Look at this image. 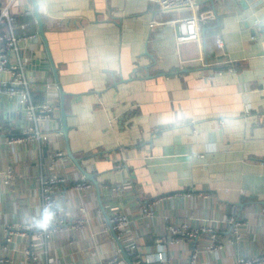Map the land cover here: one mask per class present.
<instances>
[{
    "label": "crops",
    "instance_id": "1",
    "mask_svg": "<svg viewBox=\"0 0 264 264\" xmlns=\"http://www.w3.org/2000/svg\"><path fill=\"white\" fill-rule=\"evenodd\" d=\"M240 1L198 0L201 40L177 45L173 21L186 8L36 0L45 43L32 0H0L9 12L0 36L30 37L17 56L33 102L55 95L53 129L8 143L26 120L0 94V258L26 264L34 245L39 260L31 264H125L94 185L66 155L59 85L70 150L98 181L109 220L125 217V238L111 222L133 264H188L192 253L195 264H264V0ZM52 172L68 178L56 192L61 222L30 229ZM5 229L14 231L9 241Z\"/></svg>",
    "mask_w": 264,
    "mask_h": 264
},
{
    "label": "built area",
    "instance_id": "2",
    "mask_svg": "<svg viewBox=\"0 0 264 264\" xmlns=\"http://www.w3.org/2000/svg\"><path fill=\"white\" fill-rule=\"evenodd\" d=\"M156 1L160 9H172V8H186L190 13L176 21H173L175 25V43L181 44L185 42H200V31L201 28L197 21L196 16V3L198 0H154ZM8 18V5L0 4V19ZM154 20L148 22V26L152 27ZM30 37H18L12 33L3 34L0 36V73L8 74L7 79H2L0 81V94H5L7 97L13 99L17 106L20 108L21 112L24 115L26 120V126L23 129L22 133L17 136H9L7 139H4L8 143L12 142H21L26 140H34L40 137L42 132L49 131L54 127V94L48 93L47 97L39 102H33L30 94L31 80L24 74V66L22 61L17 56L19 42L22 39H27ZM216 44L218 47H222V40L217 38ZM203 64H206L203 62ZM54 156L57 158H64L63 152L57 151ZM10 172H5L3 174L2 180L4 184H8L11 181ZM68 182V178L58 172H52L51 175L43 182L42 184V201L44 207L48 205H53L54 208L58 209L54 224H60L61 219L57 218L60 215L62 209L56 204V192L60 184H65ZM76 186H87L85 181H80L75 183ZM149 205L143 204L142 210L147 213ZM115 223V227L119 231V236L125 238L126 236L123 233V227L125 224V217L115 216L111 219ZM230 225L235 224L233 217H229L226 220ZM30 229H39L34 227V224L28 226ZM181 229V230H180ZM171 228L173 233H185L192 235V232H186V228ZM202 231L210 230V226H202L199 228ZM182 230L184 232H182ZM6 237L5 239L9 241L11 239L14 231L12 229H5ZM127 247L130 251H134V246L131 242L127 243ZM37 247L31 245L25 250V256L28 262L26 264H31L37 262L38 259ZM161 256V255H159ZM194 253L190 254L188 264H195ZM159 260H162L160 258ZM113 261L110 260L107 263L101 264H111ZM256 259H240L238 264H256ZM0 264H9V259L5 257L0 258Z\"/></svg>",
    "mask_w": 264,
    "mask_h": 264
},
{
    "label": "water",
    "instance_id": "3",
    "mask_svg": "<svg viewBox=\"0 0 264 264\" xmlns=\"http://www.w3.org/2000/svg\"><path fill=\"white\" fill-rule=\"evenodd\" d=\"M32 2H33V6H34L33 15H34V17L36 19V23H37V32L40 35V37L42 38V40L46 43V39L44 37V33H43V29H42V20L38 14L37 2H36V0H32ZM240 2L244 3V0H241ZM49 63H50V66L52 67V70L54 71L55 80H56V82H58L57 75H56V69L54 68L51 61H49ZM58 88H59V93H60V106H61V115H60L61 128H60V132L63 135V138L65 140L66 155L71 160V162L74 164V166L81 172L83 179L90 181L94 185L95 190H96L97 201H98L99 206L105 215L108 226L111 229L112 236L115 239V241L119 247L121 259L125 262V264H133V262L130 259L129 254L126 252V250L122 246V243L118 239L117 234L113 228L112 222L109 220V217H108L107 213L105 212L104 206H103L101 199H100V191H99L98 181L95 179L94 174L87 172L83 168V166L80 163V158L75 157L70 150V147L68 144V135H67V129L68 128H67V124H66V112L64 111V108H63L64 92L61 90L59 85H58Z\"/></svg>",
    "mask_w": 264,
    "mask_h": 264
},
{
    "label": "clouds",
    "instance_id": "4",
    "mask_svg": "<svg viewBox=\"0 0 264 264\" xmlns=\"http://www.w3.org/2000/svg\"><path fill=\"white\" fill-rule=\"evenodd\" d=\"M56 208L53 207V205H48L44 208L43 214L41 219L37 220L34 224V227L39 228L43 231H47L53 224L56 214H57ZM162 256L156 257V259H160ZM152 257H149V261H151Z\"/></svg>",
    "mask_w": 264,
    "mask_h": 264
},
{
    "label": "trees",
    "instance_id": "5",
    "mask_svg": "<svg viewBox=\"0 0 264 264\" xmlns=\"http://www.w3.org/2000/svg\"><path fill=\"white\" fill-rule=\"evenodd\" d=\"M130 259H131L132 262L134 261V260H133V257H131V256H130Z\"/></svg>",
    "mask_w": 264,
    "mask_h": 264
}]
</instances>
